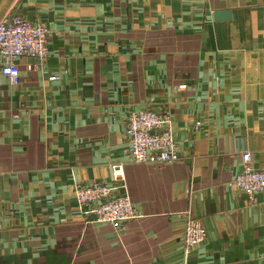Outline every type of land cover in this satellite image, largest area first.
Masks as SVG:
<instances>
[{
  "label": "crops",
  "instance_id": "obj_1",
  "mask_svg": "<svg viewBox=\"0 0 264 264\" xmlns=\"http://www.w3.org/2000/svg\"><path fill=\"white\" fill-rule=\"evenodd\" d=\"M10 15L48 26L49 56L18 58L16 85L0 59V264H183L188 209L208 237L186 264H264V192L229 186L242 149L264 169V0H2ZM140 109L170 112L179 161L128 159ZM118 163L143 214L122 231L74 199Z\"/></svg>",
  "mask_w": 264,
  "mask_h": 264
},
{
  "label": "built area",
  "instance_id": "obj_2",
  "mask_svg": "<svg viewBox=\"0 0 264 264\" xmlns=\"http://www.w3.org/2000/svg\"><path fill=\"white\" fill-rule=\"evenodd\" d=\"M48 26L44 22H32L19 15L0 20L1 73L11 85L20 81L21 72L16 60L31 56L43 66L49 56L47 48ZM51 80L56 76H50ZM181 85L180 88H185ZM18 117V115H15ZM199 124V123H197ZM125 135L128 141V159L136 163H173L181 158V145L174 137V127L169 111L156 109L133 110L127 117ZM241 169L229 183L231 188L247 192L251 198L264 192V169L255 168L252 150H240ZM111 182L93 181L82 185L74 182V199L80 214L94 215L97 223H111L118 230L126 228V222L143 216L126 191L124 166L111 165ZM123 190V191H121ZM182 263L186 264L195 249L208 237V230L201 218L185 211Z\"/></svg>",
  "mask_w": 264,
  "mask_h": 264
},
{
  "label": "water",
  "instance_id": "obj_3",
  "mask_svg": "<svg viewBox=\"0 0 264 264\" xmlns=\"http://www.w3.org/2000/svg\"><path fill=\"white\" fill-rule=\"evenodd\" d=\"M2 2V0H0V3ZM222 15V13H216L215 14V18H217L218 16H221Z\"/></svg>",
  "mask_w": 264,
  "mask_h": 264
}]
</instances>
